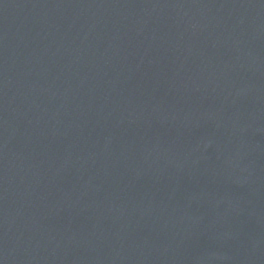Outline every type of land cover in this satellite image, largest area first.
Wrapping results in <instances>:
<instances>
[{
	"label": "water",
	"instance_id": "obj_1",
	"mask_svg": "<svg viewBox=\"0 0 264 264\" xmlns=\"http://www.w3.org/2000/svg\"><path fill=\"white\" fill-rule=\"evenodd\" d=\"M0 264H264V0H0Z\"/></svg>",
	"mask_w": 264,
	"mask_h": 264
}]
</instances>
